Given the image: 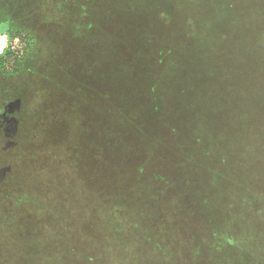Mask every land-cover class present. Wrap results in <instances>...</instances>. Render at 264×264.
I'll return each instance as SVG.
<instances>
[{
    "label": "rangeland",
    "instance_id": "1",
    "mask_svg": "<svg viewBox=\"0 0 264 264\" xmlns=\"http://www.w3.org/2000/svg\"><path fill=\"white\" fill-rule=\"evenodd\" d=\"M178 1L171 6L180 20L190 5ZM63 3L65 8L61 0H0V28L14 32L0 31L10 41L0 55L9 50L17 56L8 51L13 59L0 64V264H198L196 236L179 231L173 220L164 224L167 205L151 206L152 213L161 211L163 216L146 221L144 235H104L95 229L103 208L117 194L114 186L125 195L131 190L140 194L148 185L143 178L150 180L152 174L147 170L140 178L120 170L113 177L101 171L103 177L99 172V59L102 52L109 56L117 51L121 36L127 62H141L145 75L162 78L175 63L184 64L181 55L167 50L168 35L158 33L179 34L173 32L179 21L167 31L164 18L163 23L155 20L142 0H94L92 8L84 0L76 6ZM196 8L202 18L204 4L197 1ZM241 16L238 25L230 26L214 15L218 28L212 34L196 33L191 61L186 59L191 63V90L182 96L189 106L200 110L216 101L210 88L241 80L260 96L264 110V16ZM237 27L243 40L222 39ZM215 43L226 47L208 55L205 46ZM198 64L208 66L210 74ZM257 130L264 142V128ZM259 147L264 144L250 142L245 148ZM101 176L105 185L114 178L102 193ZM148 190L153 198L155 191ZM204 206L212 208L211 203Z\"/></svg>",
    "mask_w": 264,
    "mask_h": 264
},
{
    "label": "trees",
    "instance_id": "2",
    "mask_svg": "<svg viewBox=\"0 0 264 264\" xmlns=\"http://www.w3.org/2000/svg\"><path fill=\"white\" fill-rule=\"evenodd\" d=\"M64 1L76 6L81 0H61L63 8ZM84 1L90 8L95 5L94 0ZM142 1L155 20L163 23L164 18L167 31L179 21L180 28L173 31L179 34L172 36L161 30L158 33L168 35L167 50L181 55L184 64L175 63L166 69L165 80L164 75L155 79L152 74L145 75L141 62H127L124 37L119 36L121 40L116 42L117 51L113 54L106 56L102 52L97 72L101 76L98 95L102 101L99 172H109L113 177L120 170L131 171L130 176L140 178L147 170L152 174L148 175L150 180L143 178L148 184L143 194L131 190L125 195L119 186H114L117 194L111 196V206L103 208L101 222L95 229L104 235H144L146 221L163 216L161 211L152 213L151 206L159 209L167 205L170 208L163 210L164 224L173 220L179 231H191L196 236L198 264H264V148H245L250 142L264 144L257 130L264 128L260 96L250 84L229 80L217 90L209 89L216 101L200 110L182 99L191 90V63L186 62L191 61V43L196 33L212 34L218 28L214 23L220 22L215 21L214 15L230 26L238 25L241 15L264 16V0H170L168 5L165 0ZM173 1L190 5L180 20L171 6ZM197 1L206 9L202 18L198 17ZM240 7L247 12H240ZM238 29L222 39L243 40ZM0 31L14 35L10 28ZM218 47L226 46L215 43L205 46V51L209 55ZM8 51L0 55V64L16 56L10 51L8 56ZM202 54L206 57L204 51ZM21 59L16 62L19 66ZM197 68L210 74L208 66L198 64ZM13 69L16 71V66ZM102 176L101 193L110 189L114 181L113 178L105 185ZM86 189L89 190V185ZM148 189L155 191L153 198ZM205 203H211L212 208L207 210ZM187 207L192 208L191 214L187 213ZM234 207L238 210H230ZM187 224L193 228L189 230ZM229 254L233 257L229 258Z\"/></svg>",
    "mask_w": 264,
    "mask_h": 264
},
{
    "label": "built area",
    "instance_id": "3",
    "mask_svg": "<svg viewBox=\"0 0 264 264\" xmlns=\"http://www.w3.org/2000/svg\"><path fill=\"white\" fill-rule=\"evenodd\" d=\"M8 37V35L0 33V53L4 49H9L10 41Z\"/></svg>",
    "mask_w": 264,
    "mask_h": 264
}]
</instances>
